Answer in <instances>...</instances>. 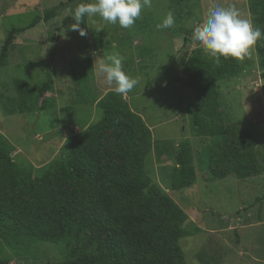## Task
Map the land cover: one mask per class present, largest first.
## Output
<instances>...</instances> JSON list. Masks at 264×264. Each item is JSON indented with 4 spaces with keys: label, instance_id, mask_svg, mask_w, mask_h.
Here are the masks:
<instances>
[{
    "label": "rangeland",
    "instance_id": "374dc122",
    "mask_svg": "<svg viewBox=\"0 0 264 264\" xmlns=\"http://www.w3.org/2000/svg\"><path fill=\"white\" fill-rule=\"evenodd\" d=\"M179 1L152 0V7L144 8L141 17L128 28L118 22H106L99 15L85 16L80 27L87 35L81 36L71 28L74 23L71 16L80 3L94 0H0V50L10 31L15 30L7 65L0 68V138L8 147V157L17 173L18 186L13 196L28 202L35 177L59 158L66 140L98 119L96 102L108 92H116L115 85H109L97 71L98 64L118 54L125 73L139 81L131 90L134 96L131 106L151 126L152 143L165 139L172 143L171 147L156 148L157 153L153 150L147 156L146 176L138 183H156L180 208L183 227L189 233L178 242L183 263L264 264V174H254L243 181L233 175L214 181L200 170L199 156L203 149L212 146L213 139L196 135L192 123L193 95L184 88L186 63L191 52L201 47L193 38L195 27L217 5L235 6L243 17L249 18L248 0H211V4L203 0L205 9L199 0H191L185 8L177 5ZM50 10H55V17L19 32L35 17L43 18ZM169 11L175 13V24L160 29L159 33L156 25ZM102 31L106 33L100 43L93 33ZM132 36H139L137 43H132ZM130 45L138 48V54L129 49ZM116 46L123 50H117ZM99 47L104 51H98ZM240 65V76L248 77V81L241 90L229 86V82L219 85L220 112L225 115L229 138L232 126L241 128L230 115H242L244 110L254 115L251 125H256L257 139L244 131L258 142L256 166L264 171V119L259 108L249 111L242 105L239 108L234 99L231 103L227 101L228 95L233 96L239 90L262 93L264 100V85L260 82L264 71L258 67L254 45L240 59ZM48 75L52 88L43 103L39 100L32 112L8 113L17 102L15 80L38 88ZM40 105L42 111L38 109ZM226 106H231L230 114ZM113 142L114 138L107 135L99 163L117 162ZM79 236L80 243L68 239L62 244L26 241L22 237L10 242L0 239V261L56 264L81 248L80 245L89 246L84 242L88 231H80Z\"/></svg>",
    "mask_w": 264,
    "mask_h": 264
},
{
    "label": "trees",
    "instance_id": "16d2710c",
    "mask_svg": "<svg viewBox=\"0 0 264 264\" xmlns=\"http://www.w3.org/2000/svg\"><path fill=\"white\" fill-rule=\"evenodd\" d=\"M190 1L180 0L177 5L185 8ZM248 8L254 26L264 30V0H248ZM53 17L55 10H50L19 32ZM13 33L12 29L0 50V68L7 65ZM254 46L258 67L264 71V36ZM184 73V87L193 95V129L196 135L213 139L212 146L199 156L200 170L213 180L231 175L245 180L264 174L256 166L257 141L238 126L231 127L229 138L225 116L219 111L217 83L241 75L240 59L221 57L217 63L201 47L192 52ZM51 88L49 75L38 88L15 80L17 102L8 113L32 112ZM96 113L98 119L68 138L59 158L35 177L28 202L13 196L17 173L0 138V239L10 242L22 237L48 244L74 239L80 243L79 232L88 231L84 242L89 246L80 245L56 264H184L178 242L188 232L180 208L156 183H138L146 176L144 162L153 147L149 129L118 93H107L97 103ZM107 135L114 138V164L98 162ZM168 146L161 143L156 148Z\"/></svg>",
    "mask_w": 264,
    "mask_h": 264
},
{
    "label": "clouds",
    "instance_id": "9594fccd",
    "mask_svg": "<svg viewBox=\"0 0 264 264\" xmlns=\"http://www.w3.org/2000/svg\"><path fill=\"white\" fill-rule=\"evenodd\" d=\"M152 0H94L82 2L71 16L74 20L73 30L81 36L87 32L80 25L85 16L99 15L104 21L116 24L123 28L132 26L142 15L144 8H151ZM175 24L174 14L169 11L156 25L157 29H169ZM264 36V30L254 26L249 18H245L235 6L217 5L208 10L206 19L199 23L194 31L193 38L201 44L204 51L217 63L221 57L243 59L251 47ZM97 71L103 74L109 85H115V91L124 95L130 92L139 81L125 73L122 67V58L111 55L102 59Z\"/></svg>",
    "mask_w": 264,
    "mask_h": 264
},
{
    "label": "crops",
    "instance_id": "0c3cea01",
    "mask_svg": "<svg viewBox=\"0 0 264 264\" xmlns=\"http://www.w3.org/2000/svg\"><path fill=\"white\" fill-rule=\"evenodd\" d=\"M209 1V3H210V1L211 0H208ZM199 2H200V4H201V7L203 8V9H205L204 8V6H203V0H199ZM211 4V3H210ZM247 12L249 13V8H248V1H247ZM249 19H250V13H249ZM152 25V24H151ZM114 29H115V27H113L112 28V30L114 31ZM152 32V29L151 30H149L148 31V34H150ZM159 33H161V30L160 31H158ZM106 33V32H105ZM105 33L102 31V32H95V33H93V34H99V36L98 37H96V40L98 41V42H102V40H103V38L105 37ZM143 34L145 35V32H143ZM148 34H146V35H148ZM150 36V35H149ZM133 38V40H131L132 41V43L133 44H135V43H137V41L138 40H136L137 38H139V36H132ZM162 37H164V35L162 36ZM161 37V38H162ZM159 38H160V35L158 36V40H159ZM140 40V39H139ZM158 40H155V42L157 43L158 42ZM164 41H166V40H164ZM202 47V46H201ZM201 47H199V48H201ZM120 48V46H116V49L117 50H119V51H122L123 49H119ZM199 48H196V49H199ZM254 48H255V46H254ZM129 49H131V51L132 52H135L136 51V54H138V51L136 50V49H138L137 47H134V46H131L130 45V47H129ZM153 49V48H152ZM196 49H194L193 51H195ZM98 51H100V52H103L104 50L102 49V47H99V49H98ZM192 51V52H193ZM192 52H191V54H192ZM256 53V52H255ZM191 54H190V56H191ZM134 56H136L135 55V53H134ZM141 56V57H140ZM139 56V58H142L143 60H146V58H145V56H142V55H140ZM189 56V57H190ZM137 57V56H136ZM188 62V61H187ZM187 64V63H186ZM141 80H143L142 78H141ZM247 81H248V77H237V78H234V79H230V80H225V81H220V82H218L217 83V92H218V87H219V85H221V83L223 82V84L222 85H225L224 83H228L229 82V86H231V87H235L236 89H242L243 88V86L245 85V82L247 83ZM261 84L262 85H264V77L261 79ZM140 83H142V81L140 82ZM240 83V86L238 87V84ZM139 87H140V85H138ZM185 88V87H184ZM187 90V89H186ZM236 91L235 92V95H233V96H231V95H228L227 96V101H229V103H231L232 102V100L234 99L236 102H237V105H238V107L240 108L241 107V105H242V107H244L246 110L249 108V111L250 110H252V108L253 107H258L259 108V115L261 116V117H263V119H264V100H263V95H262V93L261 94H258V92H247V93H244V92H241V91ZM188 91V90H187ZM109 93V92H108ZM114 93H117V92H114ZM132 93H133V91H130V92H128L127 94H124V95H121L120 94V96L122 97V99H123V101L126 103V105L128 106V108H129V110L131 111V113L133 114H135V115H137L140 119H142L139 115H140V113H139V111H137V109H133L132 108V106H131V103H132V98L134 97V96H131L132 95ZM244 93V94H243ZM218 97H219V101H220V108H221V100H220V96H219V92H218ZM101 100V99H100ZM99 100V101H100ZM98 101V102H99ZM98 102H96V104H95V110H96V105H97V103ZM228 103V102H227ZM228 103V104H229ZM227 107V106H226ZM229 107H231V106H229ZM229 107H227L226 108V110H227V112H229V114H230V110H229ZM220 108H219V111H221L220 110ZM243 112V114L241 115L240 113H239V116H237V114L236 115H234V116H231L230 115V117H234V118H236L235 120L240 124V126H241V128L240 129H243V130H245V131H247L250 135H252L253 137H254V134H256V125H251L252 123L251 122H254L255 120H254V118H253V114H251V113H248V112H246L245 110L244 111H242ZM225 116V115H224ZM147 118V117H146ZM228 119H229V117H228ZM147 120H148V118H147ZM250 120V122H247V121H249ZM142 122L143 123H145V120L144 119H142ZM176 122V121H175ZM250 123V124H249ZM145 124H147L146 125V127L149 129V131H150V133H151V126H148V121H146V123ZM151 137H152V133H151ZM255 139H257V137H254ZM254 139V140H255ZM256 141V140H255ZM161 143H168V145L171 147V145H172V143L170 142V141H166V139L165 140H161V141H159L158 143H156V144H154V143H152L153 144V147H152V151L154 150V152L155 153H157V151H156V145H158V144H161ZM258 143V142H257ZM152 151H151V153H152ZM236 178V177H235ZM237 179V178H236ZM239 180V179H238ZM246 180V179H245ZM214 181H216V180H214ZM239 181H243V180H239Z\"/></svg>",
    "mask_w": 264,
    "mask_h": 264
}]
</instances>
